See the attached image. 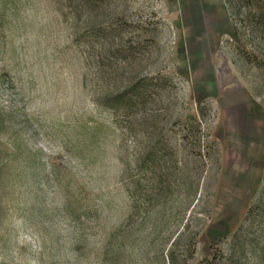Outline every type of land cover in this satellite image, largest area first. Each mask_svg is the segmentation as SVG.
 I'll use <instances>...</instances> for the list:
<instances>
[{"label":"rangeland","instance_id":"374dc122","mask_svg":"<svg viewBox=\"0 0 264 264\" xmlns=\"http://www.w3.org/2000/svg\"><path fill=\"white\" fill-rule=\"evenodd\" d=\"M0 264H264V0H0Z\"/></svg>","mask_w":264,"mask_h":264}]
</instances>
